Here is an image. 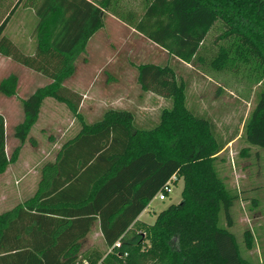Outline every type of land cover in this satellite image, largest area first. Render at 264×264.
I'll list each match as a JSON object with an SVG mask.
<instances>
[{"label":"trees","instance_id":"1","mask_svg":"<svg viewBox=\"0 0 264 264\" xmlns=\"http://www.w3.org/2000/svg\"><path fill=\"white\" fill-rule=\"evenodd\" d=\"M122 1L0 0V57L50 81L21 100L23 118L13 128L19 145L47 98L80 117L82 95L65 83L106 14L166 54L164 66L140 65L136 82L171 102L152 128L138 126L124 110H107L98 121L82 124L41 165L32 196L0 214V264H248L228 231L236 196L218 169V156L236 136L223 139L210 119L186 109V84L168 63L199 67L202 74L244 68L255 73L259 91L243 133L249 146L264 149V2L140 0L133 9ZM18 8L34 12L31 52L3 35ZM214 27L221 32L215 51L206 46ZM17 88L13 74L0 80L5 98ZM17 156L18 148L6 154L0 115V174ZM179 180L178 203L160 211L151 225L137 221L166 183ZM95 226L103 250L84 248ZM244 236L249 245V233Z\"/></svg>","mask_w":264,"mask_h":264},{"label":"rangeland","instance_id":"2","mask_svg":"<svg viewBox=\"0 0 264 264\" xmlns=\"http://www.w3.org/2000/svg\"><path fill=\"white\" fill-rule=\"evenodd\" d=\"M139 2L124 0L122 4L137 9ZM34 21L32 10L18 8L3 35L11 38L25 52H31ZM220 33L218 27H214L206 40V46H211L213 51L217 48L215 40ZM165 55L161 49L106 14L102 28L89 39L85 52L79 57L75 76L65 83L83 95L80 117L71 115L62 103L47 98L41 103L37 120L22 145L13 137L14 126L23 118L21 100L50 81L0 57V80L9 74L18 78L15 96L5 98L0 94L6 154L10 156L18 148L16 162L0 174V214L32 196L41 165L52 161L58 148L78 133L79 120L84 118V122L89 124L101 119L107 110H124L134 116L138 126L154 127L161 112L171 107V102L141 90L136 82L137 68L146 63L164 66L167 62ZM168 64L175 68L177 78L186 84V109L210 119L223 139L236 136L218 156V161H221L218 169L225 187L236 196L230 209L232 226L228 231L234 235L243 261L264 264V149L249 146L243 133L246 117L256 104L258 79L246 68L235 74H202L199 67ZM182 186V180L171 185L165 201L153 198L141 220L151 223L160 211L178 203ZM224 224L221 217L219 226ZM245 232L249 233V245L245 243ZM84 248L103 250L95 228L85 239ZM150 264L157 263L153 261Z\"/></svg>","mask_w":264,"mask_h":264},{"label":"built area","instance_id":"3","mask_svg":"<svg viewBox=\"0 0 264 264\" xmlns=\"http://www.w3.org/2000/svg\"><path fill=\"white\" fill-rule=\"evenodd\" d=\"M174 180V179H173ZM171 182L166 183L162 190H160V192L155 196L159 201H165L167 195L169 194V192L171 191ZM120 247L119 243H116L113 248L118 249ZM112 248V249H113ZM112 249L108 250L107 253H109ZM124 256H126V254L124 253Z\"/></svg>","mask_w":264,"mask_h":264},{"label":"crops","instance_id":"4","mask_svg":"<svg viewBox=\"0 0 264 264\" xmlns=\"http://www.w3.org/2000/svg\"><path fill=\"white\" fill-rule=\"evenodd\" d=\"M71 80V79H70ZM69 81V80H68ZM48 84V83H47ZM158 98V97H157ZM24 99V98H23ZM84 99H86V97L84 96ZM161 99V98H160ZM84 103V101H83V95H82V102H81V104H80V107H79V114L81 115V113H80V109H81V106H82V104ZM72 115V114H71ZM102 117V116H101ZM79 122H80V126H79V130H78V132L81 130V126H82V124H85V125H89V124H91V123H89V124H87V123H85L84 122V118H83V120L81 119V120H79ZM83 122V123H82ZM94 122H96V121H94ZM93 123V122H92ZM17 125V124H16ZM76 135V134H75ZM74 135V136H75ZM74 136H72V137H74ZM72 137H70L69 139H71ZM68 139V140H69ZM66 142V141H65ZM55 157V156H54ZM38 182V181H37ZM34 193V192H33ZM146 209V208H145ZM145 209L143 210V212L138 216V218H137V221H139V222H143V223H146V224H149V225H151L153 222H154V220H155V218H154V220L151 222V223H147V222H145V221H143V220H141L142 219V215L145 213ZM93 228H96V226L95 227H93ZM98 233V232H97ZM99 234V233H98ZM100 236V235H99Z\"/></svg>","mask_w":264,"mask_h":264},{"label":"water","instance_id":"5","mask_svg":"<svg viewBox=\"0 0 264 264\" xmlns=\"http://www.w3.org/2000/svg\"><path fill=\"white\" fill-rule=\"evenodd\" d=\"M261 1H263V2H264V0H261Z\"/></svg>","mask_w":264,"mask_h":264}]
</instances>
